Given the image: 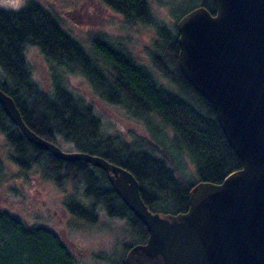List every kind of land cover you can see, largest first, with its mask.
Returning <instances> with one entry per match:
<instances>
[{
  "label": "trees",
  "instance_id": "16d2710c",
  "mask_svg": "<svg viewBox=\"0 0 264 264\" xmlns=\"http://www.w3.org/2000/svg\"><path fill=\"white\" fill-rule=\"evenodd\" d=\"M101 1L127 23L153 26L157 37L148 54L166 83L118 41L94 35L89 52L52 12L37 0H27L19 10L0 6V89L12 97L25 124L38 135L129 170L150 210L184 212L196 182L218 183L241 167L213 107L188 83L177 63V20L197 6L214 14V1L192 0V5L176 13L171 27L153 16L148 0ZM28 46L37 47L50 61L46 86L32 76ZM72 73L84 76L102 101L121 106L130 120L142 122L146 136L131 132L127 139L119 130L108 131L94 102L70 84L67 75ZM0 132L12 147L11 161L22 169L33 167L56 183L70 214L90 224L102 212L109 219H124L134 235L133 242L123 244L124 255L130 246L145 241V225L113 190L104 169L59 159L28 141L1 104ZM2 169L0 157V173ZM124 255L118 264H123ZM0 264H78V260L53 229L29 224L0 208Z\"/></svg>",
  "mask_w": 264,
  "mask_h": 264
},
{
  "label": "water",
  "instance_id": "95a60500",
  "mask_svg": "<svg viewBox=\"0 0 264 264\" xmlns=\"http://www.w3.org/2000/svg\"><path fill=\"white\" fill-rule=\"evenodd\" d=\"M176 22L178 68L213 107L241 167L220 182L198 181L184 212L152 211L126 168L100 155L64 151L23 121L10 95L0 104L25 138L53 156L106 171L113 190L145 225L123 264H264V0H213Z\"/></svg>",
  "mask_w": 264,
  "mask_h": 264
},
{
  "label": "rangeland",
  "instance_id": "374dc122",
  "mask_svg": "<svg viewBox=\"0 0 264 264\" xmlns=\"http://www.w3.org/2000/svg\"><path fill=\"white\" fill-rule=\"evenodd\" d=\"M52 12L61 26L78 38L89 52H93L90 39L101 35L112 42L124 45L162 83L166 79L152 65L148 52L157 37V32L148 23H127L124 17L106 6L101 0H37ZM153 16L172 26L175 15L192 5V0H148ZM3 7V6H2ZM33 78L46 86L50 77V61L35 46L26 49ZM70 84L94 105L108 131L119 130L126 138L131 132L146 136L140 121L130 120L125 110L115 104L102 101L91 91L87 79L78 73L68 74ZM64 151L76 149L71 144L60 142ZM12 147L5 142L0 132V157L3 171L0 173V208L21 217L29 224L42 223L53 229L74 252L78 264H118L123 257V244L134 241V235L124 219H109L102 212L95 224L70 214L63 205L64 193L40 171L30 167L22 169L9 158ZM100 254L105 257H101Z\"/></svg>",
  "mask_w": 264,
  "mask_h": 264
},
{
  "label": "clouds",
  "instance_id": "9594fccd",
  "mask_svg": "<svg viewBox=\"0 0 264 264\" xmlns=\"http://www.w3.org/2000/svg\"><path fill=\"white\" fill-rule=\"evenodd\" d=\"M27 0H0V6L5 8H11L12 10H19L21 7L25 6Z\"/></svg>",
  "mask_w": 264,
  "mask_h": 264
},
{
  "label": "flooded vegetation",
  "instance_id": "af4514ba",
  "mask_svg": "<svg viewBox=\"0 0 264 264\" xmlns=\"http://www.w3.org/2000/svg\"><path fill=\"white\" fill-rule=\"evenodd\" d=\"M107 6V5H106ZM115 11V10H114Z\"/></svg>",
  "mask_w": 264,
  "mask_h": 264
}]
</instances>
